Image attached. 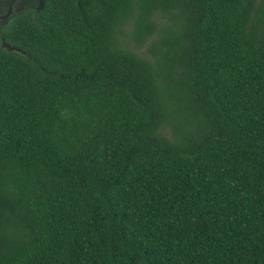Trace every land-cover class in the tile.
Returning <instances> with one entry per match:
<instances>
[{"label":"trees","instance_id":"obj_1","mask_svg":"<svg viewBox=\"0 0 264 264\" xmlns=\"http://www.w3.org/2000/svg\"><path fill=\"white\" fill-rule=\"evenodd\" d=\"M26 1L0 264H264V0Z\"/></svg>","mask_w":264,"mask_h":264},{"label":"flooded vegetation","instance_id":"obj_2","mask_svg":"<svg viewBox=\"0 0 264 264\" xmlns=\"http://www.w3.org/2000/svg\"><path fill=\"white\" fill-rule=\"evenodd\" d=\"M11 4V0H0V40L2 38L1 34V28L3 25L7 23L10 17H12L14 14L21 12L23 9H26L28 7L26 0H17L14 4ZM12 10V14L9 15L7 19H1L3 16H5L8 12V10ZM19 10L17 12L16 10ZM1 44V41H0Z\"/></svg>","mask_w":264,"mask_h":264},{"label":"water","instance_id":"obj_3","mask_svg":"<svg viewBox=\"0 0 264 264\" xmlns=\"http://www.w3.org/2000/svg\"><path fill=\"white\" fill-rule=\"evenodd\" d=\"M16 1L17 0H11V4L10 5L14 4ZM43 5H44L43 0H39V5H38V8H37V11L42 10ZM16 11L19 12L18 9ZM11 14H12V10L9 9L8 12H7V14L5 16H3L1 19H7L9 17V15H11ZM0 41H1V47L6 48L9 51L14 50V48L10 47L8 44L5 43V41H4L3 38H1Z\"/></svg>","mask_w":264,"mask_h":264}]
</instances>
